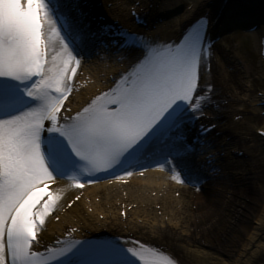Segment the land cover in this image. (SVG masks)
I'll return each instance as SVG.
<instances>
[{
    "label": "snow or ice",
    "instance_id": "1",
    "mask_svg": "<svg viewBox=\"0 0 264 264\" xmlns=\"http://www.w3.org/2000/svg\"><path fill=\"white\" fill-rule=\"evenodd\" d=\"M52 3L0 0V264H128V258L149 264L117 239L75 240L56 251L41 245L38 230L56 200L48 181L82 166L127 171L157 155L172 162L188 120L211 100L205 71L210 20L202 15L163 49L135 47L140 38L120 34L114 43L130 53L124 86L72 115L65 100L81 61L69 21L83 13L78 0H66L62 31ZM46 28L58 38L59 52ZM79 31L86 35L83 26Z\"/></svg>",
    "mask_w": 264,
    "mask_h": 264
},
{
    "label": "bare ground",
    "instance_id": "2",
    "mask_svg": "<svg viewBox=\"0 0 264 264\" xmlns=\"http://www.w3.org/2000/svg\"><path fill=\"white\" fill-rule=\"evenodd\" d=\"M209 1H212V4L215 6V4L220 0H190V3H193L191 11L193 16L199 15V10L201 8L203 9V6H207L209 9L214 11L212 8H210V6L207 5ZM230 3L235 4L238 2L236 0H230ZM206 11H208V9L204 10L203 12L205 13ZM212 11H209L208 14L211 15ZM56 49L59 50V47H56ZM222 50L223 51H221V53L227 56L225 50ZM129 58L130 57H127L126 59L130 60ZM102 72L105 71L103 70ZM234 83H236V80H234ZM230 88H228V86L217 84V95L215 96H218L221 98V100H227V105L229 104V106L219 107V109L216 110L213 107L210 108L211 112L220 115V119L217 121V123H220L219 126L221 130L226 131V135L224 137L231 136V140L229 142H225L224 140L220 141L219 147L221 146V150L223 152L226 151L231 145L233 146V149L239 147L241 150H243L245 146L240 139L234 137L233 134L235 133H232L230 129L232 124V121H230L231 117L239 114L236 113L237 107L234 106V101L236 100H234ZM213 122H215V120ZM237 168L238 162H222L214 169L212 174L213 176L209 178V181L205 183L207 184L205 188L206 192L208 193L206 194L207 196L205 195V198L202 197L200 201L201 203L203 202L206 204V209L210 212H213L212 214H218L221 211L226 210L231 212L234 211V208H230V199L234 195L232 194L233 189L230 187L238 186L240 182L241 177L237 176L238 170H236L235 173H232V171ZM149 176L150 177L145 182L135 181L134 184H131L126 189H124L126 191L125 196L128 198L127 200L131 201V203H127L125 200H122V198L118 200L119 204L121 202H125V208L132 203L136 204L134 210L126 212V220L123 223V225H126L130 231L138 233L139 237L143 238L144 240L150 241L152 243H160V245L165 246L167 251L173 253L175 257L187 262L188 264H260L262 261H264V226L261 224V216L256 219V226L253 228V230L246 234L247 239H251L250 242L243 244L241 248L237 251L235 250V252L234 250H224L227 259H221L220 257L214 255V253L208 251L201 243L202 233L211 226L210 220L208 221L207 217L199 211H187V203L189 202L187 199L183 201L179 209H172L173 205L180 202L172 199L170 197V192L168 194L169 196L167 195V197L164 199H158L157 196L153 199L147 197L145 192L151 190L152 192H155L156 195H158L161 193V188L164 185V183L160 181V178H157L159 180L153 178L157 177L154 173H149ZM222 183H224V185H221L222 187L218 191L215 192L212 190V184L220 185ZM102 190L104 192L109 189L104 186L96 187L93 190L92 195H96V197L101 198L102 195L99 193H101ZM66 193L67 191L64 192L65 195ZM90 193L91 191L88 190L87 194ZM182 194L183 196L187 195V193ZM213 194H215V196ZM90 195L86 196L90 197ZM110 199V196H108L104 198L102 201L103 203L90 202V204L86 203L85 206L91 207L97 215L103 213H113V211L116 210L114 206L115 202L113 203L110 201ZM210 199L215 200L213 201ZM67 201L68 200H66L65 203ZM154 204L161 205L160 210H162V218L158 217L156 214L157 211L153 210L152 206ZM106 205H108L109 208H107ZM120 210L121 209L119 207L117 213H119ZM235 210L237 212L240 211L238 208ZM242 215L245 216L246 214ZM165 216L168 221L167 223L164 222ZM93 219V217L84 215L80 205L74 203L73 207L69 211H65L61 216H59V223L54 224L50 221L47 226L51 228V231L54 232L57 229H60L63 224L80 226V223H84L86 225H92L91 221H93ZM116 221L118 223L122 222L119 214H117ZM170 225H173V227ZM260 233L261 237L258 238L255 245H253L252 240L260 235ZM191 247H194V249L196 248V250H192Z\"/></svg>",
    "mask_w": 264,
    "mask_h": 264
},
{
    "label": "rangeland",
    "instance_id": "3",
    "mask_svg": "<svg viewBox=\"0 0 264 264\" xmlns=\"http://www.w3.org/2000/svg\"><path fill=\"white\" fill-rule=\"evenodd\" d=\"M175 1L177 3L183 2V0ZM172 20L176 21L177 18L173 17ZM224 44H227L226 51L229 54L227 63L230 65L231 74L233 77L239 78L238 82L240 86L242 85L245 88H250L252 84L256 83L262 86L264 84V77L260 75L258 79H255L262 64L258 55V44L255 36L234 37ZM259 178L261 180L256 188H251L244 182L238 184V186L230 187L233 189L232 194H234L230 199V208H234L232 212L226 210L218 214H212L213 212L206 209V204L202 202V205H199V212L205 215L208 221L210 220L211 222V226L204 231L202 235V244L206 245L211 253H216L214 249H218L219 252L223 250H234L235 252V250L237 251L240 249L243 244L249 243L251 239H247L246 234L252 231L256 226V219L259 216H261V224L264 226V166L260 169ZM221 185H224V183L213 186L215 192L222 187ZM213 195L215 196V194ZM202 197L205 198V194L202 195L200 199H202ZM215 199L210 200L214 201ZM236 208L240 211L237 212L235 210ZM190 209L195 210L192 206ZM242 214L246 215L243 216ZM260 237L261 233L252 240V244L255 245ZM211 246H217L218 248H210ZM215 253L214 255L217 254L216 256L221 259H227L225 256L222 257L218 255V253Z\"/></svg>",
    "mask_w": 264,
    "mask_h": 264
}]
</instances>
